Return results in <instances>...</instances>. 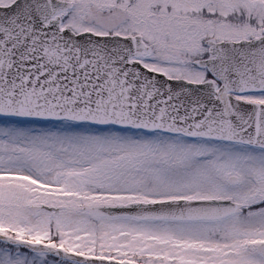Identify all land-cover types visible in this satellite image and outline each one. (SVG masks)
I'll return each mask as SVG.
<instances>
[{
	"label": "snow or ice",
	"instance_id": "1",
	"mask_svg": "<svg viewBox=\"0 0 264 264\" xmlns=\"http://www.w3.org/2000/svg\"><path fill=\"white\" fill-rule=\"evenodd\" d=\"M0 264H264V0H0Z\"/></svg>",
	"mask_w": 264,
	"mask_h": 264
}]
</instances>
